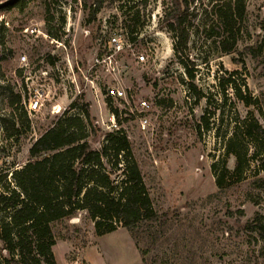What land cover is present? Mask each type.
Returning <instances> with one entry per match:
<instances>
[{
  "label": "rangeland",
  "instance_id": "obj_1",
  "mask_svg": "<svg viewBox=\"0 0 264 264\" xmlns=\"http://www.w3.org/2000/svg\"><path fill=\"white\" fill-rule=\"evenodd\" d=\"M26 1L23 11L16 7L0 9V86L18 91L17 58L21 51H26L30 63L63 61L66 54L74 58L77 51L80 64L86 68L96 53L103 54L97 43L103 30L129 38V32L136 29L135 39H129L133 53L145 56L144 63L139 64L134 55L123 52L110 68L105 63L97 66L92 76L99 92L97 100L84 86L79 99H72L70 91L67 98L79 106L89 103L96 130L88 138L92 149L99 150L109 132L121 129L126 133L159 220L143 224L135 235L118 228L96 236L87 213L79 211L52 225L56 264H264V243L246 228L255 213L264 214V172L257 177L249 174L218 192L210 169L224 156L223 139L230 135L235 116L244 117L250 110L264 125V0H247V31L231 54L223 53L206 37L204 29L213 22L209 0L190 3L186 60L195 76L193 84L204 96L199 101L189 90L186 70L173 51V33L163 22L170 0H105L89 24L91 0ZM50 17L53 20L46 23ZM60 17L65 22L58 32ZM25 28L44 32L50 29L60 36L68 52L41 36L30 42L24 40ZM259 44L263 46L261 53L253 59L245 47ZM65 65V61L60 63L63 69ZM235 71L259 100L261 115L256 107L246 108L236 101L230 90L224 105L218 80ZM65 76H69L67 70ZM79 83H83L81 76ZM63 85L67 87V81L57 83L56 91L58 103L65 105ZM108 86L123 88L127 100H108ZM7 93L0 88V172L10 173L27 162L32 142L60 115L48 110L28 117L29 132L17 121L16 135L7 138L4 125L11 129L10 125L1 120H11ZM209 98L211 104L207 103ZM204 115L210 127L203 128L199 137L196 125ZM233 166L234 160L229 157L227 167L232 170ZM1 249L0 244V254H5Z\"/></svg>",
  "mask_w": 264,
  "mask_h": 264
},
{
  "label": "trees",
  "instance_id": "obj_2",
  "mask_svg": "<svg viewBox=\"0 0 264 264\" xmlns=\"http://www.w3.org/2000/svg\"><path fill=\"white\" fill-rule=\"evenodd\" d=\"M104 1L91 0L87 24L95 19ZM193 1L170 0L163 22L166 30L173 33L174 54L186 70L189 90L199 101L204 96L193 84L195 76L187 68L186 60L191 28L188 17ZM246 3L247 0H209L213 22L204 32L207 39L216 42L225 54L235 51L247 31ZM26 4V0H13L0 9L16 7L23 11ZM50 19L47 18L46 23L53 20ZM64 22L65 18L60 17L58 32ZM47 33L60 40V36L50 29ZM136 35L137 30L132 29L128 36L133 41ZM262 47V44L246 46L245 51L256 59ZM238 74L237 71L227 72L218 80L224 105L230 90L236 101L246 108L256 107L261 115L257 106L259 100L252 96L244 78ZM0 88L8 90L7 106L12 111L11 120L1 118L11 128L4 125L6 137L16 135L17 121L25 132H29L30 121L21 106V96L10 86ZM207 103L211 104V98ZM209 125L207 115L202 116L196 125L199 137H202L203 128L209 130ZM95 132L89 103L79 106L78 102H72L54 125L32 142L28 160L21 168L10 173L0 172V244L5 253L0 254V264H56L52 251L55 245L52 225L74 217L79 211L87 213L96 236L118 228L135 235L143 224L159 220L126 133L121 129L107 133L100 149L94 150L88 138ZM223 148V158L214 161L210 167L218 192L229 189L232 182H240L249 174L257 177L258 173L264 172V125L252 111L244 117L233 118L230 135L223 139ZM229 157L234 160L232 170L227 167ZM251 201L259 205V202ZM246 228L256 235V240L264 243L263 213H255Z\"/></svg>",
  "mask_w": 264,
  "mask_h": 264
},
{
  "label": "built area",
  "instance_id": "obj_3",
  "mask_svg": "<svg viewBox=\"0 0 264 264\" xmlns=\"http://www.w3.org/2000/svg\"><path fill=\"white\" fill-rule=\"evenodd\" d=\"M43 37L48 40L50 44H55L56 47L63 51H67L66 45L61 40H56L48 35L47 32L25 28L22 32L24 40L30 42L32 38L37 39ZM33 39V40H34ZM99 45L98 51L103 53L102 55L95 54L94 57L87 63L84 68L80 63L81 59L75 51L74 58L69 57L66 54L65 61L66 65L63 69L60 63L63 61L51 60L46 63L44 60H40L37 63H30L28 61L26 51H21L18 55V69H19V85H17V93L21 96V106L27 113L29 118H33L44 111H50L52 115H62L65 110L69 109L70 104L67 98L68 91L72 94V99L80 98L83 92V87L89 88L93 91L94 99L99 98V92L94 87L93 75L95 74L96 67L105 63L109 68L117 55L123 52H129L134 55L137 63L142 64L145 61L143 53H133V43L129 40L126 35L115 34L101 31L99 38L97 39ZM65 70L69 72V76H65ZM83 77V83H79V78ZM67 81L68 86L63 85L64 98L67 103L63 105L58 103L59 95L56 91L57 83H65ZM105 96L108 99L113 100H127V94L123 88L110 87L108 86L105 91ZM70 103V104H69ZM141 106H146L145 101L141 102ZM70 112H74L71 110ZM72 264H84L80 261H75Z\"/></svg>",
  "mask_w": 264,
  "mask_h": 264
},
{
  "label": "water",
  "instance_id": "obj_4",
  "mask_svg": "<svg viewBox=\"0 0 264 264\" xmlns=\"http://www.w3.org/2000/svg\"><path fill=\"white\" fill-rule=\"evenodd\" d=\"M13 0H4V1H0V7H2L3 5L12 2Z\"/></svg>",
  "mask_w": 264,
  "mask_h": 264
},
{
  "label": "crops",
  "instance_id": "obj_5",
  "mask_svg": "<svg viewBox=\"0 0 264 264\" xmlns=\"http://www.w3.org/2000/svg\"><path fill=\"white\" fill-rule=\"evenodd\" d=\"M57 264H59V263H57Z\"/></svg>",
  "mask_w": 264,
  "mask_h": 264
}]
</instances>
